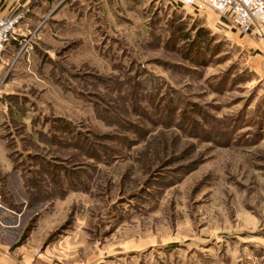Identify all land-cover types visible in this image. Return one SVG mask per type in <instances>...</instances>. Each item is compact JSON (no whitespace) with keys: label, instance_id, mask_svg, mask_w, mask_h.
I'll use <instances>...</instances> for the list:
<instances>
[{"label":"rangeland","instance_id":"obj_1","mask_svg":"<svg viewBox=\"0 0 264 264\" xmlns=\"http://www.w3.org/2000/svg\"><path fill=\"white\" fill-rule=\"evenodd\" d=\"M45 1L34 26L15 5L0 71V254L264 264V35L171 0Z\"/></svg>","mask_w":264,"mask_h":264},{"label":"built area","instance_id":"obj_2","mask_svg":"<svg viewBox=\"0 0 264 264\" xmlns=\"http://www.w3.org/2000/svg\"><path fill=\"white\" fill-rule=\"evenodd\" d=\"M179 7L208 9L217 13L243 36L264 35V0H171ZM21 15L0 18V56L18 41Z\"/></svg>","mask_w":264,"mask_h":264},{"label":"crops","instance_id":"obj_3","mask_svg":"<svg viewBox=\"0 0 264 264\" xmlns=\"http://www.w3.org/2000/svg\"><path fill=\"white\" fill-rule=\"evenodd\" d=\"M33 0H0V18L2 17H9L12 16L13 10L15 5H28L31 4ZM48 2L43 0L42 2H39L36 6L35 1L32 4V12L29 15V24L31 26H34L37 22L36 20L40 17V14L45 9L46 6H48ZM36 6V7H35ZM17 43L13 42L11 43L6 51L0 56V71H2L8 64L10 63L11 59L14 57L16 49H17ZM7 89L9 88L8 85H6ZM7 94H11L6 92ZM13 93V92H12ZM7 109V108H6ZM0 166H3L5 171L11 172L12 166L9 160L5 157H0ZM2 169V168H1ZM11 214L13 212L7 210ZM0 264H21L16 259H14L11 255H8V253H2L0 254Z\"/></svg>","mask_w":264,"mask_h":264}]
</instances>
